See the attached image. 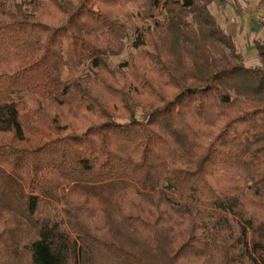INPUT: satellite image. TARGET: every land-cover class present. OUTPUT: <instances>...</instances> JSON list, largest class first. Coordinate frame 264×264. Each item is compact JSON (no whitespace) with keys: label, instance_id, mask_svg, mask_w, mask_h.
Returning a JSON list of instances; mask_svg holds the SVG:
<instances>
[{"label":"trees","instance_id":"trees-1","mask_svg":"<svg viewBox=\"0 0 264 264\" xmlns=\"http://www.w3.org/2000/svg\"><path fill=\"white\" fill-rule=\"evenodd\" d=\"M212 1L0 0V264H264V43L220 68Z\"/></svg>","mask_w":264,"mask_h":264},{"label":"rangeland","instance_id":"rangeland-1","mask_svg":"<svg viewBox=\"0 0 264 264\" xmlns=\"http://www.w3.org/2000/svg\"><path fill=\"white\" fill-rule=\"evenodd\" d=\"M209 13L215 18L216 24L231 37L239 58L234 56L225 43H221L222 51L214 52V57L220 68L224 64L243 63L247 67L259 65V57L255 43H264V0H213L209 5ZM195 25L196 21L193 20ZM134 52L131 44L127 42L124 51L111 58L113 64L126 61L127 54ZM88 123L80 118L79 128L85 129ZM61 205L56 207L41 201L34 213V218L41 215H52L59 212ZM29 236L22 238V244L38 238L36 227L30 223Z\"/></svg>","mask_w":264,"mask_h":264}]
</instances>
